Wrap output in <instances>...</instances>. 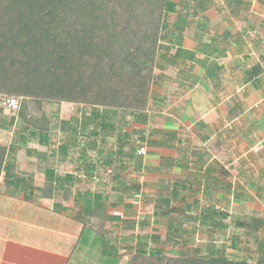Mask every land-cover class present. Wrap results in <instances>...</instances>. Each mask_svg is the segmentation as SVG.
<instances>
[{
  "label": "trees",
  "instance_id": "obj_1",
  "mask_svg": "<svg viewBox=\"0 0 264 264\" xmlns=\"http://www.w3.org/2000/svg\"><path fill=\"white\" fill-rule=\"evenodd\" d=\"M260 2L264 5V0ZM243 4L245 0L227 1L232 12L238 11ZM209 9V0H201L194 5H183L176 0H0V115L5 112L3 102L14 99L19 103L10 121L0 122V129L10 131L19 121L23 127L20 140L25 146L28 140L35 139L41 146L48 147L52 121L44 110V104L49 102L103 107L105 110L102 112L93 110L91 118L100 121L99 125L104 131L118 128L114 123L118 110L130 113L136 123L146 124V111L155 96L152 87L156 82L161 42L171 35L164 34L165 31L181 32L189 18L203 17ZM171 14H177V19L170 25L166 18ZM183 51L179 50L180 53ZM184 53L196 59V53ZM262 72L260 65H254L245 73L246 82H251ZM91 118H84L80 128L82 134H86ZM196 127L203 144L212 142L214 132L209 125L201 121ZM61 129L66 133L73 131L74 134L78 131L71 122L66 121L61 122ZM140 132L145 134L144 130ZM89 135L95 137L99 133L96 130ZM130 135V132L120 133L118 150L106 154L105 164L111 166L115 156L125 157ZM177 136V133L170 132L164 140H153L151 144L172 147L169 142L176 140ZM142 140L145 141V137ZM214 145L217 148L223 146L221 141H215ZM91 146L96 149L97 141L92 140ZM18 150L19 144L0 143V183L3 180L6 186H12L15 190H27L33 187L32 182L19 175L15 162L10 160V156H15ZM59 150L64 159L69 146L62 143ZM138 151L134 148L129 157H137L141 167L142 156H138ZM29 152L42 159L47 156L36 150ZM205 153V150L195 153L202 167ZM102 154L103 151L99 153L97 162L102 160ZM81 156H86L85 149ZM181 159L188 158L182 156ZM83 163L86 174L92 177L97 163L91 162L90 165L86 160ZM169 165L178 168L184 166L173 160ZM212 168L206 167L209 175ZM125 169L123 163L114 169V180L123 187L126 185ZM64 179L56 177L53 170H47L46 183L41 189L43 196L52 199L59 182ZM196 184L200 186L201 181ZM190 188L189 179L162 183L154 200V214L171 217L179 210L172 206L173 200ZM25 198L31 200L26 195ZM123 199L121 194L112 206L122 205ZM108 200L101 193L91 191L74 197V201L82 207L81 215L91 220L83 226L79 243L83 245L86 242L89 248L100 245L103 248L100 259L103 262L120 264L125 255L111 244L109 232L104 230L107 221L120 220V217L108 213ZM182 200L185 201V198ZM193 205H196V201L192 205L187 204V210H191ZM182 214L185 221L198 222L213 231L226 228L225 220L230 216L227 211L213 205L204 207L198 215L186 211ZM178 226H181V222L170 219L166 242L179 244L177 237L181 234ZM236 226L259 234L264 227V218H254L251 222L237 221ZM154 239L161 238L154 236ZM235 239L233 246H236ZM259 247L264 250V242H260ZM128 249L126 264H264L263 256L253 262L230 257L223 249L212 246L207 248V253L197 249L193 255L176 254L175 251L167 254L162 249H148L147 236L140 239L137 248Z\"/></svg>",
  "mask_w": 264,
  "mask_h": 264
},
{
  "label": "rangeland",
  "instance_id": "obj_2",
  "mask_svg": "<svg viewBox=\"0 0 264 264\" xmlns=\"http://www.w3.org/2000/svg\"><path fill=\"white\" fill-rule=\"evenodd\" d=\"M176 1L182 2L183 5H194L201 0ZM227 1L209 0L210 9L207 16H210L211 19L213 16V19L219 21V18L215 17L218 16L217 12L222 11L225 16L228 15L225 13H230L231 21L235 20L232 24L237 25L238 30L246 26L253 28V41L259 42L258 39L263 38L262 43L264 46V5L260 0H245V4L234 12L228 7ZM207 16L204 14L205 18H208ZM176 19L177 14H171L166 18L167 23L170 25L176 22ZM199 21L200 19L190 18L189 26L195 29ZM217 25L216 23L211 24L212 27H217ZM247 37L250 41L248 35ZM258 54L264 55V49L258 51L254 57H260ZM160 86L154 83L153 92L164 98L166 94H164L163 87ZM241 94H243V91H241ZM242 100L243 102H241ZM237 101L240 102L241 106L244 107L245 105L246 108L256 107L253 108L251 114L248 113L237 122V130L234 132V136L226 138L227 141L226 143L222 142L223 146L221 148L215 147V141L207 144H203L199 140L195 141V136H198L197 127L188 130L182 124L180 130H178L180 134L178 139L181 141H178L177 138L168 141L172 147L170 145V147L152 145L153 140H164L166 134L171 132H167L165 128V123L169 119H174L179 123V119L169 115L168 106L172 103L170 99L169 103L163 101L155 104L153 100L150 101L146 111L148 116L146 124L136 123L135 118L130 113L118 110L117 117L114 118V123L118 128L114 131H104L99 125L100 121L97 122L91 118L93 110L96 109L102 112L103 107L68 102L45 103L44 110L52 121L50 145L48 147L41 146L35 139L28 140V145L25 146L22 143L23 141L20 140L23 127L19 121L10 131L0 129V143L5 145L19 144V150L13 156V162H15L18 171L21 173L36 170L38 166L40 167L43 164L44 167L55 170H68L60 165L59 147L64 142L76 141V145L70 147L66 159L67 162H70L69 169L72 171H76L75 165H80L78 158L84 149L86 155L93 160V163L97 161L99 153L103 151L102 160L97 162L98 165L93 176L89 177L84 174L85 177L77 178L76 189L83 192L88 190L93 193H101L108 197L110 206L108 213L111 216L120 217L119 221H107L104 227V230L109 232L108 239L111 244L117 247L120 254L125 255L120 264L128 262V247L137 248V243L146 236L148 237V249H162L167 254L175 251L176 254L180 252L193 255L197 249L202 253H207V248L212 246L215 249H223L230 257L257 262L259 257H264V250L259 247V243L264 242V227L262 232L258 234L237 227L236 222H251L254 218H264V146L253 145V143L264 139V121L260 122L262 130L255 123L257 117L264 116V99L258 104V99L255 97H232L231 105ZM176 102V105H183V101L179 98L176 99ZM227 104H230V102H227ZM16 110L13 106L10 107V104H7L4 114L0 115V122L2 120L9 122L10 117L15 114ZM89 117L91 122L86 134H82L80 128L84 118ZM62 121L71 122L73 128L78 129V131L75 134L73 131L64 132L61 129ZM96 130L99 135L91 137L89 134ZM142 130L145 131V134L140 132ZM247 131L250 134H246ZM125 132L131 134L127 141L128 146L126 147L125 157L115 156V162L111 166L105 164L106 154H113L118 150L119 143L117 139L120 133L124 134ZM142 137H145L146 140L143 141ZM92 140L97 141L98 146L96 149L91 146ZM134 148L138 150L145 148L147 151L146 155L142 156L141 167L137 157H129L132 155ZM35 150L47 155L44 162L30 154L29 151ZM204 150L206 152L204 156L205 164L202 167L198 162V155L195 153H203ZM138 156L140 155L138 154ZM182 156L188 159L182 160ZM236 159L237 162L233 163V160ZM172 160L181 162L184 166L180 168L174 165L170 166L169 162ZM122 163L126 167V185L124 187L114 180V169L120 167ZM210 166L215 169V176H220V178L216 177L217 181H221L220 184L217 182L215 185L214 178L204 173V167ZM200 168H202V172H200ZM226 173H230L233 177H227ZM186 179H189L192 185L191 190H184L172 202V206L177 207L179 210L173 213L171 217L156 216L154 214V200L162 183H174ZM198 181H201L200 186L196 184ZM121 194L124 198L122 205L112 206V203ZM75 196H71V200ZM183 197L185 201L182 200ZM195 201L196 205H193V208L188 211L186 205H192ZM212 205L217 209L230 213L229 218L225 220L226 228L213 231L198 222L184 220L183 211L198 215L204 207ZM170 219L177 223L181 222V226H178L181 234L180 237H177L179 244L166 242ZM85 220L88 221L89 219L85 218ZM132 236L134 237L133 240ZM154 236H159L161 239L155 241ZM234 239L236 243L234 245L236 246L232 244ZM83 248V245L79 246L77 253L84 252ZM102 252L103 248L100 245L89 248V252H87L89 257L86 264H109L108 261L103 262V259H100Z\"/></svg>",
  "mask_w": 264,
  "mask_h": 264
},
{
  "label": "crops",
  "instance_id": "obj_3",
  "mask_svg": "<svg viewBox=\"0 0 264 264\" xmlns=\"http://www.w3.org/2000/svg\"><path fill=\"white\" fill-rule=\"evenodd\" d=\"M207 13L208 11L205 16L208 15ZM222 13L219 11L218 16H215L219 21L213 19V16L212 19L210 16H207L209 19L203 16L197 18L200 21L193 29L189 26V18L181 32L167 29L164 33L171 35L161 42L155 83L163 87L166 95L162 98L155 92L153 102L169 103V99L172 102L168 106L169 115L179 119V123L169 119L165 123L167 132H175L179 136L178 130L181 124L191 130L202 121L214 132L210 141L226 143V138L234 136L237 122L248 113L251 114L256 107L246 108L245 105L243 107L239 101L231 105L232 97H255L258 99V104L264 99V55L258 54L260 57H254L258 51L264 49L263 38L258 39L259 42H254L253 28L246 26L238 30L237 25L232 24L235 20L231 21L230 13H225L229 16ZM212 23L218 24L217 27H212ZM179 50L196 53V59H191L188 54L184 51L180 53ZM254 65H260L263 72L247 83L245 73ZM178 98L183 101L182 106L176 105ZM263 121V115L257 117L255 121L261 130L260 122ZM246 134L250 132L247 131ZM196 140L201 141L198 136H195ZM69 143H67L69 149L76 145V141ZM253 145L264 146V139ZM67 155L64 159L61 158L60 165L68 170H55L44 167V164L38 166L36 170L25 173L19 172L17 168V173L33 184V187L27 190H15L1 181L0 264L87 263L89 245L84 242V252L81 254L77 252L81 246L79 239L83 226L89 221L85 218H89L81 215L82 207L79 202L74 201V198L72 201L71 196L83 193L76 189L77 178L87 175L83 161L86 160V163L91 165L93 160L87 155L80 156L78 158L80 165H75L76 171H72L69 169L70 162L66 161ZM10 157L13 161V155ZM34 157L41 162L46 159L36 155ZM83 157L85 159L81 160ZM234 162H237V159L233 160ZM47 170H53L56 177L65 178L59 182L57 192L52 199L45 198L41 191L46 183ZM214 171L215 169L212 168V173L209 175L204 167V173L214 178L215 185L217 182L220 184L221 181L216 180V177L220 178V176H215ZM225 175L233 177L230 173ZM230 188L232 189L231 186ZM25 195L31 197V200H27Z\"/></svg>",
  "mask_w": 264,
  "mask_h": 264
},
{
  "label": "built area",
  "instance_id": "obj_4",
  "mask_svg": "<svg viewBox=\"0 0 264 264\" xmlns=\"http://www.w3.org/2000/svg\"><path fill=\"white\" fill-rule=\"evenodd\" d=\"M7 104H10V107H14V109H18V100H10V101H6V102H3L2 105L3 106H6ZM147 151L145 148H141L139 151H138V154L143 156V155H146Z\"/></svg>",
  "mask_w": 264,
  "mask_h": 264
}]
</instances>
